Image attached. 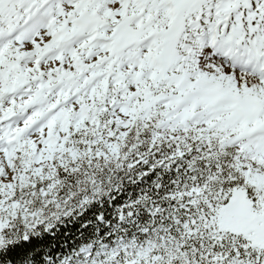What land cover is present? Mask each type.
I'll return each instance as SVG.
<instances>
[{"label": "snow or ice", "instance_id": "snow-or-ice-1", "mask_svg": "<svg viewBox=\"0 0 264 264\" xmlns=\"http://www.w3.org/2000/svg\"><path fill=\"white\" fill-rule=\"evenodd\" d=\"M0 264H264V0H0Z\"/></svg>", "mask_w": 264, "mask_h": 264}]
</instances>
